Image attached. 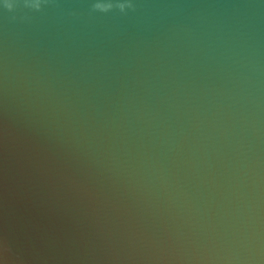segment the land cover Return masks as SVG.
Segmentation results:
<instances>
[{
  "label": "water",
  "instance_id": "1",
  "mask_svg": "<svg viewBox=\"0 0 264 264\" xmlns=\"http://www.w3.org/2000/svg\"><path fill=\"white\" fill-rule=\"evenodd\" d=\"M8 2L0 264H264V0Z\"/></svg>",
  "mask_w": 264,
  "mask_h": 264
},
{
  "label": "clouds",
  "instance_id": "2",
  "mask_svg": "<svg viewBox=\"0 0 264 264\" xmlns=\"http://www.w3.org/2000/svg\"><path fill=\"white\" fill-rule=\"evenodd\" d=\"M99 4H100V2H97L94 5L95 9L100 10ZM107 4H108L109 10H110L113 7V5L110 3H107ZM41 5H42V0H26V6H28V7L39 10L41 8ZM5 6L9 10H12L14 8V4L8 2V0H5ZM118 7L120 8L121 11H125L126 9L131 8L132 4L130 2L129 3H121L118 5Z\"/></svg>",
  "mask_w": 264,
  "mask_h": 264
}]
</instances>
